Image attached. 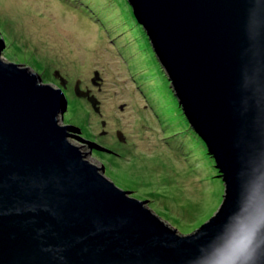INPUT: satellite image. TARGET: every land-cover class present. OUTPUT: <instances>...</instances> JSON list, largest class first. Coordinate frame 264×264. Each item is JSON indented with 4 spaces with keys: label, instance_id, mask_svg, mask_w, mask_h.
<instances>
[{
    "label": "water",
    "instance_id": "water-1",
    "mask_svg": "<svg viewBox=\"0 0 264 264\" xmlns=\"http://www.w3.org/2000/svg\"><path fill=\"white\" fill-rule=\"evenodd\" d=\"M126 2L214 161L219 205L179 233L67 142L82 138L58 125L57 70L42 84L0 58V264H264V0Z\"/></svg>",
    "mask_w": 264,
    "mask_h": 264
},
{
    "label": "rangeland",
    "instance_id": "rangeland-1",
    "mask_svg": "<svg viewBox=\"0 0 264 264\" xmlns=\"http://www.w3.org/2000/svg\"><path fill=\"white\" fill-rule=\"evenodd\" d=\"M0 38L5 62L29 67L42 84L58 86L54 70L66 79L58 125L75 126L66 132L78 137L84 128L88 141L66 140L101 167L98 173L131 198L147 199L145 207L181 234L216 210L218 171L171 102L168 80L125 0H0ZM77 80L96 109L74 94ZM92 149L124 151L123 159H93Z\"/></svg>",
    "mask_w": 264,
    "mask_h": 264
},
{
    "label": "trees",
    "instance_id": "trees-1",
    "mask_svg": "<svg viewBox=\"0 0 264 264\" xmlns=\"http://www.w3.org/2000/svg\"><path fill=\"white\" fill-rule=\"evenodd\" d=\"M126 2V1H125ZM159 66V65H158ZM165 92H166V90H165ZM170 95H171V92H170ZM171 97H172V95H171ZM170 97V99H173V100H171V102H173L176 106H177V103H176V101H175V99H174V97H172L171 98ZM178 107V106H177ZM179 108V107H178ZM183 122L186 124V121L183 119ZM82 129V131H80V128H79V134H80V137H82L84 140H86V141H88L89 140V135H88V133H85L84 131V128H81ZM196 136V135H195ZM197 137V136H196ZM197 139H198V141H200L201 142V140L197 137ZM123 141H124V138L122 139ZM202 143V142H201ZM202 145H203V143H202ZM204 146V145H203ZM204 151H205V153H206V157H208L209 158V160H208V162L209 163H211V164H213L214 163V161H213V159L209 156V154L206 152V149H205V147H204ZM91 154L94 156V157H97V159L100 157V155H103V159H105V161H109V162H114L115 161V163L116 162H118L119 160H120V158H122L123 159V155H124V151L123 152H121V151H116V153H106V152H103V151H96V150H91Z\"/></svg>",
    "mask_w": 264,
    "mask_h": 264
},
{
    "label": "clouds",
    "instance_id": "clouds-1",
    "mask_svg": "<svg viewBox=\"0 0 264 264\" xmlns=\"http://www.w3.org/2000/svg\"><path fill=\"white\" fill-rule=\"evenodd\" d=\"M126 1V0H125ZM127 3V2H126ZM129 6V5H128ZM130 7V6H129ZM131 10V9H130ZM131 15H132V13H131ZM133 17V16H132ZM134 19V18H133ZM135 21V20H134ZM136 23V22H135ZM137 24V23H136ZM137 26H139L138 24H137ZM140 27V26H139ZM141 28V27H140ZM142 30V29H141ZM143 31V30H142ZM144 33V32H143ZM145 35V34H144ZM146 37V36H145ZM147 39V38H146ZM148 41V40H147ZM149 43V42H148ZM150 46V45H149ZM152 51V50H151ZM154 56V55H153ZM155 58V57H154ZM156 60V59H155ZM157 62V61H156ZM158 63V62H157ZM159 65V64H158ZM161 68V67H160ZM162 70V69H161ZM163 71V70H162ZM36 73V72H35ZM163 74H164V71H163ZM165 75V74H164ZM166 76V75H165ZM167 78V77H166ZM168 80V79H167ZM168 83H169V81H168ZM170 88V87H169ZM170 91H171V89H170ZM171 95H172V97H174L173 96V94H172V91H171ZM174 99H175V97H174ZM175 101H176V99H175ZM176 103H177V101H176ZM177 106L179 107V109H180V112H181V115H182V117H183V119L186 121V124L189 126V128L192 130V132L198 137V135L193 131V129L190 127V124H189V122L186 120V118H185V116L183 115V113H182V110H181V107L179 106V104L177 103ZM199 138V137H198ZM200 139V138H199ZM201 140V139H200ZM201 142L203 143V141L201 140ZM203 145H204V143H203ZM204 147H205V145H204ZM206 149V148H205ZM206 152H207V150H206ZM89 156L91 157V158H93V159H97L96 157H94L92 154H91V150H89ZM211 157V156H210ZM212 158V157H211ZM156 215V214H155ZM162 220V219H161ZM164 221V220H163ZM243 249L241 248L240 249V251H242Z\"/></svg>",
    "mask_w": 264,
    "mask_h": 264
}]
</instances>
